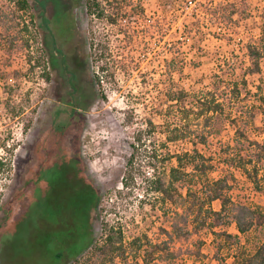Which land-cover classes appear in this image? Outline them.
<instances>
[{
	"label": "rangeland",
	"instance_id": "1",
	"mask_svg": "<svg viewBox=\"0 0 264 264\" xmlns=\"http://www.w3.org/2000/svg\"><path fill=\"white\" fill-rule=\"evenodd\" d=\"M29 2L34 20L26 32L20 29L30 15L15 8L13 0H0V157L12 160L11 171L0 175L4 204L0 211V264L54 263L45 241L49 236L63 239L73 228L71 198L77 179H70V184L65 179L74 166L75 170L82 167L87 179L100 190V215L93 222L94 243L76 259L61 260L60 264L92 262L93 248L103 242L105 223L122 226L128 248L135 237H141L144 248L149 249V237L154 241L167 238L161 228H171L170 218L160 210L162 205L154 193L149 195L145 189L143 178L149 174V167L143 151L135 155L140 171H129L134 131L149 116V81L160 76L165 60L172 57L170 50L179 52L174 78L178 86L188 90L209 85L220 63L236 61L240 76L247 74L252 91L249 100L262 104L264 58L260 72L248 73L243 68L250 63L243 44L258 41L262 35L264 0H249L248 16L242 18L236 13V23L231 27L219 23L210 13L227 0H119L125 10L119 26L91 14L87 0ZM121 27L130 36L119 30ZM230 31L231 39L225 38ZM47 33L54 36L70 63L79 67L78 89L74 90L66 73L48 64L50 76L44 75L45 60L50 57L45 44ZM104 40L117 60L130 63L126 71L116 72L115 79H103L99 85L95 75L102 73L98 66L103 62L92 54L93 43ZM30 57L31 64L36 63L33 70ZM38 60L44 64L38 65ZM152 69L154 73L149 76ZM132 106L136 108L134 116L130 114ZM155 118L161 123L159 117ZM254 122L257 127L248 132L249 136L262 139L264 104L257 108ZM184 147L191 145L173 149ZM200 148L211 151L203 145ZM70 173L71 177L76 175ZM46 175H51V183L44 178ZM233 191L264 210V183L260 191L251 184ZM213 206L219 209L220 200ZM10 207L14 210L9 217ZM226 229L240 234L235 223ZM240 239L253 252L264 240V226L240 234ZM233 244L234 240L203 229L188 239L177 236L170 240V250L177 257L166 262L233 264ZM197 249L203 253L201 258L191 256ZM24 250L27 256L21 254ZM219 256L225 259L222 263ZM138 258L128 249L127 259L116 257L115 264H145L143 257Z\"/></svg>",
	"mask_w": 264,
	"mask_h": 264
},
{
	"label": "trees",
	"instance_id": "2",
	"mask_svg": "<svg viewBox=\"0 0 264 264\" xmlns=\"http://www.w3.org/2000/svg\"><path fill=\"white\" fill-rule=\"evenodd\" d=\"M13 1L15 8L30 15V20H24L20 29L27 32L29 23L34 20L31 4L29 0ZM248 5L249 0H227L222 5L215 6L210 13L219 23L231 27L236 23V13H241L242 18L248 16ZM87 7L91 14L106 20L111 26H119V21L125 16V10H122L119 0H87ZM262 18L261 37L258 41L243 44L250 61L248 65H243V68L248 73L261 70L264 58V10ZM13 28L11 26V29ZM119 30L130 36L122 27ZM230 33L231 31L225 38H229ZM29 42V39L25 38L28 47ZM45 44L50 50V57L45 60V64L41 60L37 62L38 65L44 64V75L50 76L47 71L49 66L59 69L69 76L74 90L78 89L77 83L81 74L79 67L70 63L51 33L46 34ZM93 49L95 53L92 54L103 62L98 66V72L101 70L102 73L95 75L99 85L103 79H115L118 70L128 69L130 62L122 58L117 60L107 40L100 41L97 45L93 43ZM170 51L172 57L165 60L160 76L149 81V116L143 120L141 127L134 131L133 154L128 163L130 172L139 170L141 166H136L135 155L143 151L149 167V174H145L143 178L145 189L149 195L154 193L157 202L162 205V214L170 218L171 228H161L167 238L154 241L149 237V249L144 248L141 237H135L128 248L122 226H110L105 223L107 230L103 242L96 243L91 255L92 262L89 264H115L116 257L127 259L128 249L134 252L136 259L143 257L145 264H168L170 259L177 257L170 250V240L177 236L188 239L193 233H200L203 229L211 231L217 237L225 236L234 240L236 251L233 264H264V240L250 252L240 239V234L244 235L255 227L264 226V210L262 206L249 201L245 195L235 194L233 191L244 184H251L252 188L258 191L263 189L264 127L262 139L251 138L248 132L257 127L254 124L255 114L264 101L261 100L262 104H259L249 100L248 93L252 91L247 74L244 72L243 76H240L236 61H227L225 65L220 63L219 72L211 76L210 84L204 88L188 90L178 86L174 72L178 67L179 52ZM28 61L30 69L33 70L36 63L31 64V57ZM153 71L149 70V76ZM258 88L262 91L260 85ZM153 89L156 93L152 92ZM10 103L8 102V107ZM131 109L130 114L134 116L135 106ZM155 117H159L161 123H158ZM158 134L162 136L158 138ZM181 144H190L191 147L173 149ZM200 145L209 147L210 153L205 152ZM11 169L12 160L0 157V175L10 172ZM70 172L76 175L71 177ZM49 177L51 175L44 177L47 182L51 180ZM73 178L77 179L73 187L72 202L70 201L73 228L63 239L60 236H49L45 241L46 251L53 255L52 264H60L61 260L69 262L76 259L95 240L93 222L100 215L102 194L87 179L82 167L75 170L74 166L73 170L67 171L65 181L70 184V179ZM17 198L19 196H15V199ZM216 200H220L219 209L213 206ZM3 207L0 191V211ZM13 210V207L8 209L9 217ZM232 223L236 224L240 234L227 231L226 226ZM216 227L220 229L217 230ZM23 253L27 256L25 250L21 252ZM191 256L201 258L203 253L201 249H197L191 252ZM27 258L23 259L24 263ZM219 259L220 263L225 260L221 256Z\"/></svg>",
	"mask_w": 264,
	"mask_h": 264
},
{
	"label": "flooded vegetation",
	"instance_id": "3",
	"mask_svg": "<svg viewBox=\"0 0 264 264\" xmlns=\"http://www.w3.org/2000/svg\"><path fill=\"white\" fill-rule=\"evenodd\" d=\"M70 30V29H69ZM69 30H67V31H69Z\"/></svg>",
	"mask_w": 264,
	"mask_h": 264
}]
</instances>
